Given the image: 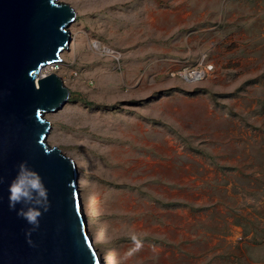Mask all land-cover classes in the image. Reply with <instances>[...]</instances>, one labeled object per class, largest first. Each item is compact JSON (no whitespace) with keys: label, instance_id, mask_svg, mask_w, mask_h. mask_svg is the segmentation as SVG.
Returning <instances> with one entry per match:
<instances>
[{"label":"rangeland","instance_id":"obj_1","mask_svg":"<svg viewBox=\"0 0 264 264\" xmlns=\"http://www.w3.org/2000/svg\"><path fill=\"white\" fill-rule=\"evenodd\" d=\"M59 1L47 142L104 264H264V0Z\"/></svg>","mask_w":264,"mask_h":264},{"label":"water","instance_id":"obj_2","mask_svg":"<svg viewBox=\"0 0 264 264\" xmlns=\"http://www.w3.org/2000/svg\"><path fill=\"white\" fill-rule=\"evenodd\" d=\"M75 9L59 0H0V264H104L83 211L76 161L47 142L46 113L64 107L70 89L42 71L70 47ZM27 159L49 187L39 228L8 207L7 181Z\"/></svg>","mask_w":264,"mask_h":264},{"label":"clouds","instance_id":"obj_3","mask_svg":"<svg viewBox=\"0 0 264 264\" xmlns=\"http://www.w3.org/2000/svg\"><path fill=\"white\" fill-rule=\"evenodd\" d=\"M5 177L0 176V182ZM8 207L16 212L30 226L26 237L31 243V233L40 225V218L51 207L49 187L41 172L33 167L27 159L20 160L15 172L7 181Z\"/></svg>","mask_w":264,"mask_h":264},{"label":"bare ground","instance_id":"obj_4","mask_svg":"<svg viewBox=\"0 0 264 264\" xmlns=\"http://www.w3.org/2000/svg\"><path fill=\"white\" fill-rule=\"evenodd\" d=\"M50 68H52V67H50ZM204 73H205L204 70L200 69V70H197L196 72H192L190 75L192 76V78L193 77L194 78H198V77L200 78V77H202L204 75ZM42 74H44V71H42L41 75ZM186 75H188V74H186Z\"/></svg>","mask_w":264,"mask_h":264},{"label":"built area","instance_id":"obj_5","mask_svg":"<svg viewBox=\"0 0 264 264\" xmlns=\"http://www.w3.org/2000/svg\"><path fill=\"white\" fill-rule=\"evenodd\" d=\"M56 66H58V63H54V64L50 65V67H52L53 69L56 68ZM50 69H51V68H50ZM210 69H211V67H209V68L206 69V70H209V72H210V71H211ZM204 72H205V71H204Z\"/></svg>","mask_w":264,"mask_h":264}]
</instances>
